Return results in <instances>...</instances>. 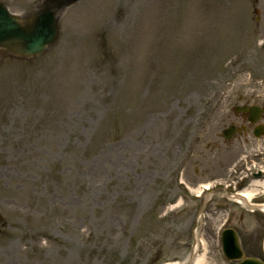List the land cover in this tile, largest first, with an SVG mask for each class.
<instances>
[{"label":"rangeland","instance_id":"374dc122","mask_svg":"<svg viewBox=\"0 0 264 264\" xmlns=\"http://www.w3.org/2000/svg\"><path fill=\"white\" fill-rule=\"evenodd\" d=\"M244 102L264 107V0H82L44 55L0 60V264L184 262L199 202L175 206L173 169L228 179L257 142L220 141ZM222 202L205 201L215 231ZM234 226L263 244L264 215ZM207 240V264H228Z\"/></svg>","mask_w":264,"mask_h":264},{"label":"water","instance_id":"95a60500","mask_svg":"<svg viewBox=\"0 0 264 264\" xmlns=\"http://www.w3.org/2000/svg\"><path fill=\"white\" fill-rule=\"evenodd\" d=\"M78 1L45 0L35 12L24 16L11 14L0 1V56L23 60L42 54L58 40L62 14ZM253 261L248 259L242 264Z\"/></svg>","mask_w":264,"mask_h":264},{"label":"bare ground","instance_id":"6f19581e","mask_svg":"<svg viewBox=\"0 0 264 264\" xmlns=\"http://www.w3.org/2000/svg\"><path fill=\"white\" fill-rule=\"evenodd\" d=\"M263 187H264V182L263 181L254 182L253 185L251 186V189L250 190H246L243 193L245 195L246 199H247V200L243 199L244 202L250 203L251 199L253 200V198H255V196L258 194L259 189L263 188ZM197 190L198 189H196V192H197ZM210 194L211 193H209L206 197H208ZM216 219H218V218H214L215 221H216ZM206 231H207V238H211L212 244L215 245V243H216L215 230H212L211 228H209V229H206ZM209 249H210V246H208V249L205 252V254L196 260L195 264H207ZM178 264H182V263H178Z\"/></svg>","mask_w":264,"mask_h":264}]
</instances>
